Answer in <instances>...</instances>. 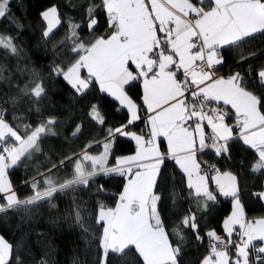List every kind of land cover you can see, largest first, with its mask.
I'll return each instance as SVG.
<instances>
[{"label": "snow or ice", "instance_id": "1", "mask_svg": "<svg viewBox=\"0 0 264 264\" xmlns=\"http://www.w3.org/2000/svg\"><path fill=\"white\" fill-rule=\"evenodd\" d=\"M9 4L10 0H0V18L9 16ZM98 9L107 17V29L96 35ZM40 16L45 22L43 37L51 39L62 23L59 7L53 4ZM86 17L93 38L81 39V25L68 21L65 41H70L74 59L66 67L56 65L53 72L79 96L98 85L100 92L114 99L117 110H126V122L106 128L99 154L85 150L75 158L62 159L61 165H73L69 178L58 181L48 169L47 174H39L40 180L34 178L30 185L33 194L21 199L9 170L41 151L39 141L56 134L52 126L57 121L48 118L35 127L25 123L22 134L19 125L7 121V109L0 107V214L29 212L42 203L50 204L57 193L89 188L105 177H123L125 183L116 194L115 205L98 204L101 264H109L110 254L123 258L132 251L142 264H179L182 250L170 239L160 208V180L171 160L184 176L188 196L205 210L209 201L217 202L218 195L232 203L222 224L224 236L215 229L201 236V221L191 209L180 218L174 234L183 240L182 229L186 228L197 241L207 237L209 251L201 264H264V217H247L233 173L205 166L197 159L205 149L224 156L231 142L239 140L255 150L252 171H264V66L218 75V66L225 63V48H239L257 35L264 36V0H99L98 4L93 0L87 5ZM0 49L13 56L21 51L14 38L4 34H0ZM246 59L242 54L240 62ZM7 79L0 66V80ZM136 85L141 88L142 104L130 95ZM21 91L37 102L45 95L42 82ZM89 118L106 125L97 104L90 105ZM17 119L22 118L13 117ZM140 120L145 129L137 134L131 129ZM81 132L82 126L77 125L72 136ZM121 136L135 141L134 154L115 156L114 141ZM164 141L166 151L161 146ZM92 146L90 142L86 149ZM213 184L216 190H212ZM105 191L104 185L97 187L98 193ZM252 196L264 203V191ZM74 217L82 225L78 207ZM0 264H23L17 246L2 235Z\"/></svg>", "mask_w": 264, "mask_h": 264}, {"label": "trees", "instance_id": "2", "mask_svg": "<svg viewBox=\"0 0 264 264\" xmlns=\"http://www.w3.org/2000/svg\"><path fill=\"white\" fill-rule=\"evenodd\" d=\"M92 2L11 0L9 16L0 18V34L13 37L21 50L19 56H13L0 49V66L4 68V76L9 78L0 80V107L7 109V121L14 127L19 125L22 134L25 123L35 127L48 118L57 121L52 126L56 134L44 136L39 141L41 151L34 153L21 166L9 170V179L21 199L33 194L31 183L34 178L40 180L39 174H47L48 169H52L51 175L58 181L69 178L73 165L67 162L66 166L61 165L62 159L68 156L75 158L85 150L92 155L99 154L103 151L106 128L119 127L122 122H126V110H117L116 102L100 92L99 86L94 84L85 95L79 96L62 76L53 72L56 65L66 67L74 59L69 51L70 41H65L69 35L68 21L81 25L78 29L81 39L93 38L86 27V9ZM95 3L98 4L99 0H95ZM53 4L59 7L62 23L54 30L55 35L51 39H45V22L40 13ZM97 11L95 34L99 35L107 29V17L102 9ZM242 54L248 57L243 63L240 62ZM223 55L225 63L219 67L218 74L224 72L227 76L226 71L246 73L249 68L258 69L264 66V36L257 35L239 48H225ZM36 82H42L45 88V95L39 102L21 91L25 86L31 89ZM130 95L142 104L139 85L130 89ZM12 98H15V103ZM91 104L100 106L106 125L101 126L89 118ZM14 116L22 119L13 120ZM77 125L82 126V132L73 137L72 132ZM144 129V124L138 123L131 130L138 134ZM97 141L99 143H95ZM90 142L92 148L86 149ZM161 146L166 151L163 142ZM135 151L136 146L130 138L121 136L114 141V154L117 157L131 155ZM197 156L199 161L205 162V166L215 165L221 172L228 171L238 176L241 201L247 217H264V203L252 196L253 192L264 191V171H252V165L257 159L254 150L235 140L230 144L227 158L218 159L209 151ZM53 165L57 167L53 168ZM101 184L106 191L98 193L97 187ZM123 185L122 177H105L97 179L89 188L57 193L50 204L42 203L29 212L9 210L0 214V235L17 246L23 264H101L102 227L96 223L98 204L113 207L116 194ZM159 191L163 197L161 213L168 226L170 239L182 250L179 264H201L209 251L207 237L203 242L197 241L192 232L185 228L182 229L184 239L181 240L173 229L180 227V218L191 209L201 221V236L210 229L224 236L222 224L231 211L230 199L224 200L218 195L217 202L209 201L205 210L188 196L184 176L171 160L163 168ZM0 202L3 203L2 200ZM77 207L82 225L75 221L74 211ZM231 252L235 253L233 250ZM108 261L109 264H142L134 251L123 258L110 254Z\"/></svg>", "mask_w": 264, "mask_h": 264}, {"label": "built area", "instance_id": "3", "mask_svg": "<svg viewBox=\"0 0 264 264\" xmlns=\"http://www.w3.org/2000/svg\"><path fill=\"white\" fill-rule=\"evenodd\" d=\"M226 73L229 74V71H226ZM224 74H225L224 72H221V73L218 74V75L225 76ZM227 122H228L229 124L233 123L232 120H228ZM138 123H143L144 126H145V122H144L143 120L137 121L136 125H137ZM204 151H209V152L212 154V156H215V157L218 158V159H222V158H224V157L227 158V154L224 155V156H217V155H215L214 150H211V149H205ZM204 151H203V152H204ZM201 153H202V152H200V153H198V154H201ZM254 153H255V150H254ZM255 154H256V153H255ZM216 168H217V167H216ZM223 198H224V200H228V199H229V198H226V197H223ZM220 235L223 236L222 234H220ZM254 243H256V242H254ZM256 244H257V243H256ZM231 250L235 251L234 248L231 249ZM207 255H208V254H207Z\"/></svg>", "mask_w": 264, "mask_h": 264}, {"label": "crops", "instance_id": "4", "mask_svg": "<svg viewBox=\"0 0 264 264\" xmlns=\"http://www.w3.org/2000/svg\"><path fill=\"white\" fill-rule=\"evenodd\" d=\"M220 66H218V68H219ZM98 86V85H97ZM110 97V96H109ZM112 98V97H111ZM113 99V98H112ZM114 100V99H113ZM141 115L143 116V115H146V113L145 112H141ZM137 123V122H136ZM135 123V124H136ZM139 134V133H138ZM126 138H129V137H126ZM133 141V140H132ZM134 142V144H135V146H136V143H135V141H133ZM242 142V141H241ZM164 143V145H165V147H166V150H167V144H166V141H164L163 142ZM243 143V142H242ZM247 146V145H246ZM253 150V149H252ZM198 155V154H197ZM197 159H198V156H197ZM174 162V161H173ZM175 164V163H174ZM176 166V165H175ZM176 168H178L177 166H176ZM178 170H179V168H178ZM180 171V170H179ZM180 173H181V171H180ZM182 174V173H181ZM236 176V175H235ZM237 177V182H238V176H236ZM123 178V177H122ZM124 179V178H123ZM124 183H125V179H124ZM211 188H212V190H216V186L213 184V185H211ZM220 197H222L223 198V196H220ZM230 199V198H229ZM230 201H231V199H230ZM1 203V202H0ZM230 208H231V211H232V203H231V206H230ZM231 211H230V213H231ZM230 213L228 214V215H230ZM227 215V216H228ZM227 218V217H226ZM222 230H223V227H222ZM223 233H224V230H223ZM224 235H225V233H224ZM256 243L258 244V245H260L262 242H259V241H256Z\"/></svg>", "mask_w": 264, "mask_h": 264}, {"label": "rangeland", "instance_id": "5", "mask_svg": "<svg viewBox=\"0 0 264 264\" xmlns=\"http://www.w3.org/2000/svg\"><path fill=\"white\" fill-rule=\"evenodd\" d=\"M11 1V0H10Z\"/></svg>", "mask_w": 264, "mask_h": 264}]
</instances>
